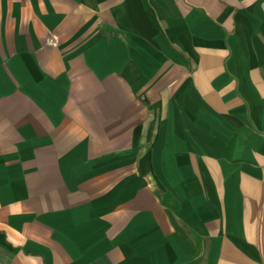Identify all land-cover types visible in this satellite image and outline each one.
Returning a JSON list of instances; mask_svg holds the SVG:
<instances>
[{
	"label": "crops",
	"instance_id": "crops-1",
	"mask_svg": "<svg viewBox=\"0 0 264 264\" xmlns=\"http://www.w3.org/2000/svg\"><path fill=\"white\" fill-rule=\"evenodd\" d=\"M0 264H264V0H0Z\"/></svg>",
	"mask_w": 264,
	"mask_h": 264
}]
</instances>
